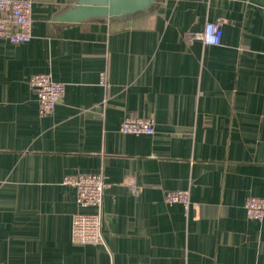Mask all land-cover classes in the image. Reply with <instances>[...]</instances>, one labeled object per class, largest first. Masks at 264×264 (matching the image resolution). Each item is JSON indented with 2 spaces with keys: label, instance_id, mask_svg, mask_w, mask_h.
I'll list each match as a JSON object with an SVG mask.
<instances>
[{
  "label": "crops",
  "instance_id": "crops-1",
  "mask_svg": "<svg viewBox=\"0 0 264 264\" xmlns=\"http://www.w3.org/2000/svg\"><path fill=\"white\" fill-rule=\"evenodd\" d=\"M33 1L32 40L0 39V264H264V220L244 208L264 198V0H154L70 23L56 20L70 0ZM208 22L220 45L191 39ZM36 74L65 85L47 116ZM127 116L156 133H121ZM100 173L104 242L79 245L62 182ZM178 190L188 207L166 202Z\"/></svg>",
  "mask_w": 264,
  "mask_h": 264
},
{
  "label": "built area",
  "instance_id": "built-area-1",
  "mask_svg": "<svg viewBox=\"0 0 264 264\" xmlns=\"http://www.w3.org/2000/svg\"><path fill=\"white\" fill-rule=\"evenodd\" d=\"M33 0H0V39L13 45L26 44L33 38ZM223 38L222 22L206 23L203 32L194 33L191 39L199 40L207 46L220 45ZM30 86L35 91L41 116L54 112L62 100L65 85L55 81L50 74H36L30 78ZM101 83L110 87L107 75L102 74ZM123 134L154 135L155 123L152 119L127 116L120 125ZM63 185L75 190L76 203L79 207L73 216L72 240L79 245H100L104 242L102 232V204L109 184L103 174H77L66 176ZM165 200L169 204L180 203L185 207L190 204V192L178 190L167 192ZM93 208L95 213L86 212ZM244 208L251 220H264V198L249 196ZM82 209V210H81Z\"/></svg>",
  "mask_w": 264,
  "mask_h": 264
},
{
  "label": "water",
  "instance_id": "water-1",
  "mask_svg": "<svg viewBox=\"0 0 264 264\" xmlns=\"http://www.w3.org/2000/svg\"><path fill=\"white\" fill-rule=\"evenodd\" d=\"M56 17L57 22H81L92 18L121 16L144 8L154 0H70Z\"/></svg>",
  "mask_w": 264,
  "mask_h": 264
}]
</instances>
